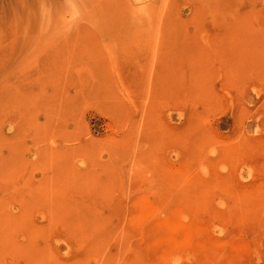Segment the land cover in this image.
<instances>
[{"label": "rangeland", "instance_id": "374dc122", "mask_svg": "<svg viewBox=\"0 0 264 264\" xmlns=\"http://www.w3.org/2000/svg\"><path fill=\"white\" fill-rule=\"evenodd\" d=\"M0 264H264V0H0Z\"/></svg>", "mask_w": 264, "mask_h": 264}, {"label": "clouds", "instance_id": "9594fccd", "mask_svg": "<svg viewBox=\"0 0 264 264\" xmlns=\"http://www.w3.org/2000/svg\"><path fill=\"white\" fill-rule=\"evenodd\" d=\"M9 130H11V128Z\"/></svg>", "mask_w": 264, "mask_h": 264}]
</instances>
